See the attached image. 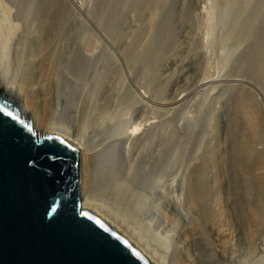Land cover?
<instances>
[{
    "label": "rangeland",
    "instance_id": "374dc122",
    "mask_svg": "<svg viewBox=\"0 0 264 264\" xmlns=\"http://www.w3.org/2000/svg\"><path fill=\"white\" fill-rule=\"evenodd\" d=\"M0 8L16 26L11 57L32 54L49 30L59 67L50 118L76 132L89 110L108 107V126L85 138L86 155L98 145L92 175L101 140L153 118L147 132L109 146L119 178L147 198L126 217L133 237L157 256L167 246L166 264H264V0H0ZM144 91L148 99L134 96ZM244 109L257 133L245 130Z\"/></svg>",
    "mask_w": 264,
    "mask_h": 264
},
{
    "label": "water",
    "instance_id": "95a60500",
    "mask_svg": "<svg viewBox=\"0 0 264 264\" xmlns=\"http://www.w3.org/2000/svg\"><path fill=\"white\" fill-rule=\"evenodd\" d=\"M80 148L42 134L0 87V264H152L82 208Z\"/></svg>",
    "mask_w": 264,
    "mask_h": 264
},
{
    "label": "bare ground",
    "instance_id": "6f19581e",
    "mask_svg": "<svg viewBox=\"0 0 264 264\" xmlns=\"http://www.w3.org/2000/svg\"><path fill=\"white\" fill-rule=\"evenodd\" d=\"M54 18H56V17H54ZM15 27H16L15 25L9 23L7 9L0 8V87L4 91L11 93L15 97L21 98V100L23 101V111L25 114L26 113L29 114V116L31 117V119L33 121V126L37 131L40 130L39 132H41L42 134L56 135V136H58L64 140L73 142L74 144H76L80 148L79 182H80L81 206H82V208H85V209L91 211L96 216H98L100 219L107 222L109 225H111L116 230H118L123 235H125L134 245H136L143 252L144 256L147 258V260L150 263H152V264H166L164 261L165 260L164 256L167 252V246H165L166 244L164 245L165 247H163V250L160 248L161 254H160V256H157L156 254H154L153 249L148 250V248L145 247L144 243L141 244V242H140L141 240L139 241L137 236L133 237L131 232L129 233V231L127 230V228H126L127 226L125 227V225L127 224L126 219L129 218L130 215L133 216L134 214H136L139 209L141 210V207H142V205H144L147 198H145L146 196H144L145 193L142 192L143 194H141V193L137 192L134 185L128 183L127 180L125 182L123 179L119 178V176H118L119 170L118 169L120 168V163L118 160H114L113 156L109 152V149H110L109 146H110V143L112 142L111 140H113L114 138L118 137V135L121 134L122 141L127 143L132 137H135L137 135L138 131L146 129V128H151V127L153 128V126H152L154 124V123H152L153 118H152V120L149 119V120H151V122L146 120V124L143 125L144 126L143 129H140L141 124L138 123L140 128H137L138 124H136L133 127H129V129L125 130V132L119 133L118 135H116V137H114V135H111V137L113 139L111 137H109V138L105 137L106 139L101 140V142L99 144V146H101L99 152L102 151L101 153L104 156L102 157V160H101L100 164H98V167H97L98 168L97 170L98 171L100 170V171L97 174L92 175L93 165H92L91 160L94 159L92 156V152H94V149L96 147H98V145L95 148H88L89 149L88 153H91V154L86 155L85 154L86 153L85 152V138L87 137L88 134L91 133L92 130L95 129V132L96 131L98 132L99 129H101L105 126H108L107 123L110 121V118H111V117H108V114H109L107 112L108 110L105 109L108 107H103L104 111H102V112H96V108H92L91 110H89L90 112L88 111V113H86L85 117L82 119V121L80 123V127H78V129H77L78 131H76V132L75 131L71 132L68 125L64 124L63 122L57 121L53 118H50V116H51L50 106L52 104L51 103L52 102V96L50 94L51 92L49 93V91H51L52 87L55 85L54 82L56 80L59 81L58 78L57 79L55 78L58 71H59L58 70L59 67L57 66V64H58L57 59L58 58L56 57L57 53L55 54V51H56L54 48L55 45L54 46L52 45V37L50 34L47 33L49 30L47 32L44 31L47 34L46 33L41 34V40L38 39L39 40L38 42L32 41L31 45L34 48L33 53L31 54V51L27 52V50H26L24 56L22 55L24 52L21 54L22 58L19 55L20 58H19V56H17V59H16V57L13 56L14 57L13 58V57H11L12 55L10 56V52H11L10 51L11 50L10 45H12L10 43V41H11L10 39L12 36L11 32L12 31L14 32ZM45 30H46V28H45ZM50 30H51V28H50ZM41 31H39V32H41ZM90 42L93 43L92 40ZM85 44H87V43H85ZM92 45L90 44L91 47H92ZM90 46H89V44H87V47L84 46L85 49H83V51L84 50L88 51V49L90 51H92L89 48ZM36 56L39 58V60H37L35 62L32 59H35L34 57H36ZM15 59H16V61H15ZM13 65L15 66V70L12 69ZM28 68H29V71H28ZM262 69H264V68H262ZM148 86H150V85H148ZM96 88H98V87H96ZM93 90H94V88H93ZM44 91L48 92V94L46 93L47 94V95L45 94L46 97L41 99L40 94L43 93V95H44ZM97 91H98V89L94 90L95 93ZM115 93H116V91H115ZM97 94H94V95L97 96ZM146 94H148V92L144 91L141 94L135 93L134 96L137 99H148V96ZM94 95H93V97H95ZM93 97H91V99L94 103L95 100ZM100 97H101V95H100ZM120 99H121V97H120ZM97 101H95V102H97ZM116 106L117 105H115V107ZM112 109H114V107H112ZM246 110H247V108H246ZM247 111H245V109H244V112H242L243 118H244V126L247 125L245 130L247 128H249L248 130L252 129V131H253V132L249 131L250 133L251 132L257 133L254 131L256 128V126H255L256 122L253 124V122H254V120H253L254 118L252 117L253 115H251L252 113L248 114L249 111L248 112ZM105 130H107V129H105ZM144 131L147 132V129ZM141 133H143V132H141ZM161 136L163 137V135H161ZM244 150H247V149H245V147H244L243 153H244ZM248 153H249V150H248ZM163 154H165V153H163ZM245 154H246V152H245ZM84 157H85V159L83 161ZM82 161H83L84 165H83ZM99 161H100V159H99ZM93 163H94V160H93ZM103 168H105V169L103 170ZM129 169H130V172H132V168H129ZM161 169H163V168H161ZM166 169H167V167H166ZM82 174L84 176L83 178H84V184H85L84 187L85 188L82 186L83 185ZM160 174L161 173H159V175ZM131 176H130V178H131ZM160 178H163V175H161ZM253 213H251V214H253ZM131 217H130V220H131ZM150 221H152V220H150ZM248 221H250V220H247V222ZM262 221H264V220H262ZM247 222L245 224H247ZM254 223L256 224V221L253 222V225H254ZM251 224L249 225V222H248V225L252 227ZM132 231H133V229H132ZM261 237H262V239L260 240L261 244L264 245V235H262Z\"/></svg>",
    "mask_w": 264,
    "mask_h": 264
}]
</instances>
